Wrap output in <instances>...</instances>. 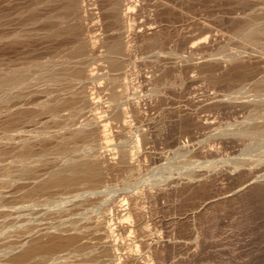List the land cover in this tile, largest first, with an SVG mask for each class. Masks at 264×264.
<instances>
[{"label": "rangeland", "instance_id": "rangeland-1", "mask_svg": "<svg viewBox=\"0 0 264 264\" xmlns=\"http://www.w3.org/2000/svg\"><path fill=\"white\" fill-rule=\"evenodd\" d=\"M61 2L62 0H51L47 3L46 10L59 9ZM89 2L92 3L89 7L93 8L95 12H99L102 4H105V0H89ZM166 2L171 5L172 9L163 5ZM1 3L0 33L11 34L14 31L24 33L26 28L24 27V4L19 3L8 8L3 3L2 6ZM134 3L137 13L135 12L136 15L131 20L132 24L138 29L140 27L142 29L150 26L152 22V26L158 25L160 30L163 28L162 35L164 36H162L163 43L161 41L153 45L144 44L142 41L132 43V56L135 63L127 67L128 80H133L134 87L137 88V85L143 82L141 80H144V76L152 75L154 72L159 75L164 74L167 78L159 81L162 89L159 94L153 92V83H146L144 80V86L137 94L138 99L142 102V119H138L134 113H129L130 117L127 120H131L130 129L121 130L120 122L110 117L108 143L112 145L104 150L107 149L111 152L113 145L128 143L143 129H146L148 139L140 149L141 152L137 160L139 166L137 165L132 170L109 173L103 188L117 186L116 193L112 192L111 194H116L121 198L129 190L125 188L127 179L132 181L133 188L136 187L133 190H138L142 186L146 185L147 187L151 178L164 172L166 177L162 182L163 186L147 187L152 190L150 191L152 194L147 193L148 195L141 196L139 200L146 210L152 237L169 242L170 245L163 252L162 261H159L161 259L154 256L147 248L141 247V257L138 261L130 264H264V193H261L260 197V194L248 192L249 195L247 193L241 200L217 203L216 206L213 205L215 208L213 206L210 208L212 211L208 209L206 215L201 217V221L194 222L193 219L195 208L202 201L212 198V196L213 198L216 196V199L217 197L221 198L226 193L229 194L235 190L238 184L240 185L246 179L244 177H247V173L243 171V168L249 167L244 165L246 168L235 169V161L247 160L250 167H256H254L257 171L256 175L264 173V169L262 170L264 165H261V163L264 164V158L261 157L262 160L260 158L257 160L259 153H256L258 156L253 153L258 151H247L250 149L251 139L245 136H233L225 132L244 122H264V82H259V79L264 77V72L259 67L260 58L264 59V36L247 40L238 27L249 20L264 21V0H163V2L162 0H134ZM236 17L237 19H234ZM34 40H30V42L22 37L10 44H3V42L0 45V65L19 67L36 57L40 61H47L51 58L61 59L67 48L72 46L71 40L67 38ZM25 41L31 44L27 45L28 43ZM193 43L197 45V48H195L196 51H192L193 58L196 60H192L197 62L211 58H223L232 51H236L249 58L251 63L247 64L248 74H245L241 79H228L223 75V68L222 70L217 68L216 71L211 69L216 73L213 74L210 70L208 71L206 66L201 69L192 66L194 63L192 60V62L186 63L182 57L188 53V56L191 54L188 47ZM101 50L103 47L100 42H97L95 54L101 53ZM158 55L164 57L161 60L164 59L165 62L158 61L159 63H157ZM179 63L183 67L186 65L185 70L192 69L187 70V74L184 69H181L186 79L183 80L185 82L177 83L174 87L169 86L168 80L178 79L176 75L179 72L172 69ZM136 64H139L140 67L136 68ZM158 64H163L164 67L169 66L162 68ZM134 65L136 66L134 67ZM189 65L191 66L189 67ZM91 67L97 73L98 80L94 84H89L90 88L105 82V73L108 71L106 64L99 57L92 60ZM135 68H144L141 70L140 76L133 73ZM161 68L162 70L158 71ZM219 73L224 78L218 77ZM136 77L141 78L140 81ZM21 88L23 90L22 97L12 100L10 105H23L29 110L37 109L41 102L53 95L66 94L70 90L67 82H62L59 85L50 84L35 71ZM241 88L244 89L243 92L237 95L236 91ZM117 89H123L119 82ZM133 91L134 89L129 85V93ZM235 92L236 94H234ZM107 97V91H102L99 95L100 104L91 110L85 109L86 115L95 114L100 117L107 115L105 112L109 104ZM126 105L128 106V104ZM71 112L72 107L65 106L61 114L67 115ZM187 112L188 115L196 114L198 119L196 115H191L196 121L192 118L189 119V124L185 121L187 125H184L179 120L187 118H181L179 113L188 116ZM200 118L206 121L207 125L196 124ZM60 120L62 119H54L50 112L42 111L36 120L28 119L16 129L9 128L7 124L0 121V141H5L8 134L14 135L17 139L20 134L34 135L38 131L49 133L62 131L64 122ZM259 139L257 141L253 139V142L257 145L261 142L264 144ZM77 145L81 146L82 141H78ZM50 147L48 157L52 159L59 155V150L55 147V143ZM247 152L250 154H245ZM15 158V153L10 150L0 153V210L5 212L0 213V264H18L9 261L7 247L24 237L28 233L29 226L45 223L53 217L50 209L48 211L47 204H44L49 194L40 195V201L34 203L33 198L23 196L24 188L21 181H11L16 174V171L14 174L12 173V170H16L13 164L16 162ZM210 162L213 163V168L207 166ZM164 165L167 167L163 168ZM193 170L206 174L212 172L213 182L211 181L207 187L205 186V190L200 186L194 190L185 191V193L176 192L175 185L184 180L185 176L182 174ZM222 171L224 172L221 173ZM259 171L263 172L259 173ZM10 173L13 174L12 177ZM168 187H172L171 190ZM80 189V186L56 188L51 197L56 203L62 197H72ZM153 194L156 197L152 196ZM199 194L200 196H198ZM192 196L193 198H191ZM75 212L77 216L82 211L77 209ZM126 250L127 247L123 251ZM165 253L166 255H164ZM61 256H68L70 262L76 263L75 255L69 248L61 250L54 261L63 260L64 258ZM49 261H53V259ZM39 262V259L35 260V263Z\"/></svg>", "mask_w": 264, "mask_h": 264}, {"label": "bare ground", "instance_id": "bare-ground-1", "mask_svg": "<svg viewBox=\"0 0 264 264\" xmlns=\"http://www.w3.org/2000/svg\"><path fill=\"white\" fill-rule=\"evenodd\" d=\"M50 1L0 0L8 8L19 3L24 4V27H26L24 33L20 31H14L11 34L0 33V45L3 42V44H10L20 40L22 37H25L28 41L67 38L72 42V46L67 48L61 59L51 58L47 61H40L36 57L37 59H31L19 67L0 65V121L7 124L9 128L16 129L28 119L36 120L42 111H48L54 119L61 118L64 122L62 131L56 133L38 131L34 135L20 134L17 139L14 135L8 134L5 137V141H0V153L10 150L16 156L14 160L16 162H13L16 170L10 171L13 174L16 171V174L13 177V174H9L12 177V179L9 177L11 181H21L24 188L23 196L33 198L34 203L40 201V195L49 194L44 204H47L48 211L50 209L53 215L45 223L29 226L27 228L28 233L24 237L7 247L9 261L18 264H130L138 261L141 257V247L147 248L154 256L161 259L163 258V252L169 247L170 243L152 237L151 228L147 222L146 210L139 198L145 196V194L148 195L147 193L152 194L150 192L152 190L147 189V187L153 188L154 186L156 188V186H163L162 182L166 174L163 172L155 178H149L150 182L148 183L149 180L147 181L148 186H142L141 189L137 188L138 190H133L136 187L134 186L133 188L132 181L127 179L125 188L129 190L121 198L116 194H111L117 190L115 189L117 186L104 189L103 185L109 173L132 170L137 167L140 149L147 142L148 134L145 131L146 129H143L134 139L131 138L128 143L113 145V149H110L111 152L107 151V149L104 150V148L112 145L108 143L110 136V124L108 121L110 117L119 121V127L124 131L132 126L131 120H127L130 117L129 113H134L138 119L142 117V102L138 99L139 96L137 94L141 87L144 86V80L146 83H153V92L155 91V93L159 94L162 90L159 81L163 78V80H166V75L161 74V76L154 71H152L154 73L151 72L152 75H147L148 72H146L147 76H144V80H141L143 82L140 83L141 78L138 79L136 77L140 84L138 83L139 85L135 88L133 80H128L127 67L135 63L132 56V43L138 41H142L144 44L147 43V45L158 44L157 42L159 41L163 43V28L160 30L158 25L152 26V22L150 26L142 29L141 27L138 29L137 26L133 25L131 20L136 15L137 9L134 0H105V4H102L99 12H95L93 8L89 7L92 4L89 0H62L59 9L47 11L46 5ZM2 3L1 5L3 6ZM163 5L172 9L167 2ZM169 12L171 11L169 10ZM234 19H237V17ZM238 27L247 40L264 36V21L249 20ZM30 42H27V45L31 44ZM97 42L101 43L103 50L96 55L94 51ZM196 46L195 43L189 45L188 48H190L189 50L191 51L189 52L191 54L192 51H196ZM188 54L186 56L183 55L182 60L185 59L186 63L194 61L192 59L196 60V58H193L194 54L189 56ZM95 57H99L106 64L108 71L105 73V82L90 88L89 84H94L98 80L97 73L91 67L92 60ZM156 58L157 63H163L164 59L162 61L161 58L164 57H159L158 55ZM247 58L241 53L232 51L223 58L194 61L192 66L200 67V69L206 66L208 71L210 70L213 74L215 72L212 70H217V68L222 70L223 68L224 73H222L226 76L225 78L241 79L245 74H248L247 64L249 58L248 61ZM177 65L173 66L172 70L179 72L178 74L176 73L178 79L167 81V84L172 87L186 80L181 72V69L185 70L184 67L186 65L184 64V67L180 63ZM160 66L164 67L163 64ZM138 67H140L139 64L136 68ZM259 67L264 72L263 58H260ZM136 68L133 73H137L140 76L141 70L144 68ZM162 68L158 71H161ZM189 69L191 70L192 68ZM189 69L187 68V70ZM187 70H185V73ZM34 71L38 72L50 84L59 85L62 82H67L70 89L69 92L53 95L41 102L39 107L34 110H29L28 107L23 105H10L12 100L22 97L23 90L21 87L27 83ZM220 75L219 73L218 77L224 78V76ZM136 78L132 79L137 80ZM118 82L121 83L123 89H117ZM259 82H264V77L259 79ZM129 85L134 89L132 93H129ZM243 88H241L242 91L239 89L240 92H238L239 90L236 91L237 95L243 92ZM105 90L107 91L109 102L107 110H105L107 115H102L101 117L95 114L86 115L85 109L89 108L91 110L100 104L99 95ZM237 95L235 96L237 97ZM235 96L233 97L235 98ZM65 106L72 107V112L67 115L61 114ZM194 112L196 113V111ZM191 115L195 116L196 114L194 115L193 113ZM191 115L186 116L179 113L181 118L185 117L188 119L179 121L187 125L185 123H188L189 119H194ZM194 120L196 121V119ZM196 124L205 126L207 122L200 118ZM225 132L233 136L249 137L251 143L249 142L250 145L248 143L250 149L248 147L247 151H258L252 152L254 155L259 153V156L258 154L255 155L258 156L257 160L264 158V144L261 142V140L264 142V122H244ZM256 138H260L259 140L262 144L260 142H258L260 143L259 145L254 143L253 139L254 141L258 140ZM78 141H82L81 146L77 145ZM53 143L58 148L59 155L49 159V149ZM245 154L250 153L247 152ZM246 161L239 159L234 162L235 169L239 167L242 169L241 167L245 166L249 167L247 169L243 168V171L247 173V177H244L246 179L242 182L239 180L241 182L240 185L236 182L238 187L234 188L235 190H232L231 193H226L228 195L225 194V196L217 197V199L216 196L213 198L211 195L212 198H209L210 200L202 201L195 208L194 222L199 221L201 217L206 215L208 209L217 203L223 204L226 201L231 202L230 200H241L248 192L256 195L260 194L261 197V193H264V173L259 171L261 174L256 175V167H250ZM261 165L264 164L261 163ZM207 166L214 167L212 162L208 163ZM166 167V165L163 166V168ZM211 173L206 174L195 170L186 171L185 175L182 174L185 176L183 177L184 180L180 181L175 187L171 186L179 193L180 191L185 193V191L188 192L200 186L205 190L207 185L211 181L213 182L214 177ZM76 186H80L81 189L73 194L72 197H62L56 203L53 202L51 194L54 189ZM171 188L169 189L171 190ZM198 196L197 198H199ZM260 197L258 196V198ZM197 200L199 201V199ZM77 209L82 212L76 216L77 213L75 211ZM2 212L4 211L0 213ZM126 247L127 250L123 251ZM65 248L72 250L76 263L70 262L68 256H61V258H64L63 260L54 261L57 259V254ZM55 255L56 258H54ZM37 259L40 260L39 263H35ZM50 259H53V261H49ZM159 261H162V259Z\"/></svg>", "mask_w": 264, "mask_h": 264}]
</instances>
